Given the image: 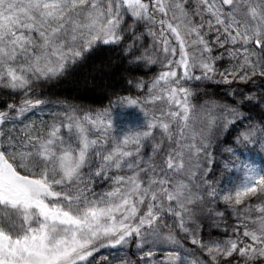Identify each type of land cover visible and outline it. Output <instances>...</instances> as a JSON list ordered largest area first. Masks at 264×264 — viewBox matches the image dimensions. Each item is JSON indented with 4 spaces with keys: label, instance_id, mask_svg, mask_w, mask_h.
Here are the masks:
<instances>
[{
    "label": "snow or ice",
    "instance_id": "obj_1",
    "mask_svg": "<svg viewBox=\"0 0 264 264\" xmlns=\"http://www.w3.org/2000/svg\"><path fill=\"white\" fill-rule=\"evenodd\" d=\"M0 264H264V0H0Z\"/></svg>",
    "mask_w": 264,
    "mask_h": 264
},
{
    "label": "trees",
    "instance_id": "obj_2",
    "mask_svg": "<svg viewBox=\"0 0 264 264\" xmlns=\"http://www.w3.org/2000/svg\"><path fill=\"white\" fill-rule=\"evenodd\" d=\"M96 62H89L79 68L77 72L62 82L57 91L70 97H79L85 102L96 99L93 88H99L100 85L108 83L107 78L101 80Z\"/></svg>",
    "mask_w": 264,
    "mask_h": 264
}]
</instances>
